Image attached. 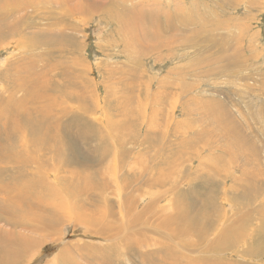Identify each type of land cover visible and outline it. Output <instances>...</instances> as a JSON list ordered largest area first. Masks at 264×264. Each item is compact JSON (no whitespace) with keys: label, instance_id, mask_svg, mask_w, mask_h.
<instances>
[{"label":"rangeland","instance_id":"1","mask_svg":"<svg viewBox=\"0 0 264 264\" xmlns=\"http://www.w3.org/2000/svg\"><path fill=\"white\" fill-rule=\"evenodd\" d=\"M140 8L148 37L128 46L122 17ZM0 21V214L8 219L0 218V237H27L17 264H92L86 251L114 244L109 259H97L133 264L166 241L174 256L162 264H264V195L236 208L241 186L232 189L234 176L264 180V0H0ZM45 114L53 137H70L61 155L55 139L46 143ZM47 147L56 160L41 157ZM179 197L199 218L185 248L178 225L170 235L163 224ZM41 199L56 207L43 212ZM132 200L135 219L117 224ZM39 218L42 228L30 227ZM201 225L211 228L204 237ZM228 228L238 240L221 246ZM138 232L147 236L129 246Z\"/></svg>","mask_w":264,"mask_h":264},{"label":"bare ground","instance_id":"2","mask_svg":"<svg viewBox=\"0 0 264 264\" xmlns=\"http://www.w3.org/2000/svg\"><path fill=\"white\" fill-rule=\"evenodd\" d=\"M8 1V0H7ZM4 2H6V1H4ZM7 3V2H6ZM5 7V6H4ZM13 10V9H12ZM145 11V9L144 8H140V11H139V14L137 13V14H133V12L131 11V9H128L127 11H125L124 12V16L122 17V23H121V25H122V31H123V33H124V35L126 36L124 39L126 40V43H127V41L129 40V45L128 46H132L133 45V47L135 46H137L139 43H143V42H145V39L144 40H142V37H143V35L145 36V37H148V35H146V33H145V31H144V29L142 28L143 27V23H144V20L142 19V16H140L143 12ZM3 13V12H2ZM4 14V13H3ZM2 14V15H3ZM13 14V13H12ZM117 14V13H116ZM7 15V14H6ZM148 15L149 16H151V15H156V12H155V10L154 9H148ZM13 16V15H12ZM10 18V17H9ZM115 18L116 19H119L120 18V16L117 14L116 16H115ZM20 20V19H19ZM22 20L23 19H21V22H22ZM3 21H7V20H3ZM138 21H140L141 22V27H140V25L138 24ZM1 22V21H0ZM18 22V21H17ZM21 22H19V24H21ZM2 23V22H1ZM4 23V22H3ZM16 24V23H15ZM5 26H7V23L3 26V27H5ZM19 26V25H18ZM2 27V26H1ZM24 27V26H23ZM158 28V27H157ZM10 30H12L13 32H17V30H18V27L17 26H15V25H12L10 28H9ZM2 31L5 33V34H10L11 32H9L8 31V29H2ZM140 34H143L142 36L140 35ZM2 35V34H1ZM151 37L152 36H150V39H151ZM47 40H49V39H45V41H47ZM57 40V39H56ZM50 42L48 41V44H49ZM46 44V43H45ZM51 44V43H50ZM152 48H154V47H152ZM53 49H54V47H53ZM53 49H52V51H53ZM50 50V49H49ZM51 51V52H52ZM129 52H131V51H129ZM128 52V53H129ZM44 73V75L45 74H48V75H50L49 74V72L45 69L44 71H43ZM52 75V74H51ZM46 77V76H45ZM50 78H51V76H50ZM49 78V79H50ZM47 81H48V79L47 80H45V82H44V85L45 86H47ZM53 81L54 82H56L57 80L56 79H53ZM50 83V82H49ZM17 86V85H16ZM49 86V85H48ZM18 88H19V86H17ZM47 88V87H46ZM145 89H147V88H145ZM146 93H148V92H146ZM29 95L30 96H35V93H29ZM29 96V97H30ZM31 97V99H33ZM16 99V98H15ZM21 102V101H20ZM65 109V108H64ZM64 112V110H62V113ZM66 114V113H65ZM33 125H34V122H33ZM32 125V127H31V132L35 129V127ZM21 126H23V125H21ZM49 126H50V123L47 121V119H46V114H45V118H44V121H43V129H44V131H45V140H46V143L48 144L51 140H54L55 139V141L59 144V147L58 148H56L57 149V153H59V155H61V154H63V152L61 151L62 149H63V147H66V148H68V145H67V142H66V140H68L70 137L69 136H67V135H65V134H63L64 132H59L58 133V137L57 136H55V137H53V129L51 128V129H49ZM67 131H69L70 130V126L69 125H67ZM120 130V129H119ZM20 132H22V131H20ZM236 134H237V132H235ZM239 135H241L240 133H239ZM196 138H200V135H197L196 136ZM238 139H239V136H237V135H234V142H235V146H236V148L237 149H239L240 148V142H238ZM21 141H22V139H21ZM53 150V151H52ZM38 150H36V152H37ZM40 151H42L43 153H41ZM39 152L41 153V157L42 156H44L45 158L48 156V152H52V155H53V159L54 160H56V158H55V155L57 154H53L54 153V148L53 147H47L45 150H40ZM125 152H127L124 148L123 149H121V151H120V153H119V155L120 154H125ZM39 155V154H38ZM98 155H100V152H98ZM9 159L11 158V157H8ZM7 158V159H8ZM5 159V158H4ZM7 159H5V160H7ZM76 159H78V158H76ZM83 159H79L78 161L81 163V161H82ZM14 161H16V160H14ZM16 163V162H15ZM11 164V163H10ZM87 165V164H86ZM86 165H84V166H86ZM137 171V170H136ZM242 171L243 172H245L243 169H242ZM138 176H139V174L136 176V178L135 179H137L138 178ZM129 178L128 179H130V180H134L133 179V177H130V176H128ZM207 177H209V176H207ZM210 178V177H209ZM208 179V178H207ZM149 181V180H148ZM1 183V182H0ZM6 183H8L9 184V182H6ZM110 183H111V181H110ZM4 185H5V183H3ZM155 183H152V185H154ZM107 185V184H106ZM94 186V185H93ZM232 189H236L238 186H241V189H240V192H239V194L237 195V196H235L234 197V199H235V201H236V208H242V207H246V208H248V207H250L251 205H252V203L254 202V201H256V200H258L259 199V197H261L262 195H264V180H263V182L261 183V184H258L256 181H253L251 178H248V179H246V181L245 182H243L242 184H240V181L238 180V178L236 177V176H234V177H232ZM5 186H2V187H0V190L2 191V188H4ZM17 187V186H16ZM19 187H20V185H19ZM9 188V187H8ZM5 190H7L6 189V187L4 188ZM3 189V190H4ZM97 189H98V187H97ZM13 190V189H12ZM24 190V189H23ZM28 190V189H27ZM99 191H98V196H96V198H97V200H92L91 202H94L95 204H96V206H97V213H99V209H100V207H101V199H103L104 198V190L102 191L101 189H98ZM14 191V190H13ZM52 191V190H51ZM51 191L49 192V193H51ZM3 192H6V191H3ZM24 192V191H23ZM181 191L179 190V191H176V192H174V193H180ZM9 193V192H8ZM10 193H13L12 191H10ZM154 193V192H153ZM33 194V193H32ZM13 195V194H12ZM19 195V194H18ZM18 195L16 196V194H15V191H14V195L13 196H16V197H18ZM21 195V194H20ZM19 195V196H20ZM13 196H12V198H13ZM26 197V196H25ZM19 198V197H18ZM17 198V199H18ZM23 199V198H22ZM22 199H20V200H22ZM88 199H90V198H88ZM42 200V199H41ZM18 201V200H17ZM24 201V200H23ZM29 201V200H28ZM27 201V202H28ZM31 201V200H30ZM153 199L150 201V203H153ZM84 202H85V199H83V198H81V199H78V206H82L83 204H84ZM12 203V202H11ZM15 204V203H14ZM21 204V203H20ZM91 204V203H90ZM117 204H118V202H117ZM31 205V204H30ZM176 205H177V207L179 208L177 211H176V213H170L169 211H167V210H165V211H163L162 212V215L164 216V218H163V224L166 226V228L168 229V231H169V233H170V235H171V233H172V231L174 230V227H173V225H174V223H176L177 225H178V231L181 233V234H183V235H188L189 233H190V228L192 227V225L193 224H195L194 222H197V219H199L198 218V216L197 215H193L192 217H190L189 215H188V213H187V210H185V209H183V204L181 203V198L179 197L178 198V200L176 201ZM42 206H45L44 207V211L43 212H45V211H47V209L46 208H50V209H54V207H56V206H54V205H52V204H50V203H46L44 200H42ZM109 206H107V211H108V213H111V214H114V215H116V213L117 212H114V209H112L111 210V208L109 207ZM140 207V204L137 202V201H134V200H132L128 205H127V207H124V209L122 210V207H121V210H120V216L117 218V220H116V223L117 224H119V223H126V222H128L129 220H130V218H132V220L133 219H135V218H133L132 217V215H136V212H135V210L136 209H138ZM20 208H23V207H20ZM19 208V209H20ZM37 208V207H36ZM262 210L263 211H260L259 212V215L260 216H262V220L261 221H263V224H261L260 223V226L262 227V229H261V234H264V199H263V203H262ZM125 211V213H123ZM20 214V213H19ZM9 216H10V214H8ZM52 215L53 216H57L56 215V213L55 212H52ZM139 215V214H138ZM48 216H51V214H49L48 213ZM48 216H47V218H48ZM79 216H81L82 218H84L85 219V216L86 215H84V213H81L80 212V215ZM222 216V215H221ZM90 217L92 218V219H94L95 221H99L100 220V214H99V216H96V214L95 213H93V212H90ZM0 218H6L7 219V215L5 214V213H2V214H0ZM27 218H28V220H30V216H27ZM208 216H205L204 217V221H207L208 220ZM8 220V219H7ZM10 221H12L14 224H16V225H24V226H29V223L26 221V220H24L23 218H17V219H14L13 217L11 218V216H10V219H9ZM34 220H37V221H39V224H38V226L37 225H32V226H30V227H32V228H34V229H36V230H38L37 229V227H39V228H42V226H43V224L44 223H46V221L47 220H43V219H34ZM86 220H90L89 218H86ZM202 220V219H201ZM214 220V225L217 223V221L215 220V219H213ZM84 221V220H83ZM91 221V220H90ZM48 224V223H47ZM196 226H197V224H196ZM170 227V228H169ZM192 228H194V227H192ZM211 228L209 227V226H207V225H205L204 227H203V225H201L200 226V232H199V234H201L203 237L208 233V231L210 230ZM193 231V230H192ZM196 233V232H195ZM142 236H147V233H143V232H138L137 233V235H136V239L135 240H133V241H131V242H129L127 239H125L126 240V242L128 243V245L130 246V245H132L133 243H139V238L140 237H142ZM264 237V236H263ZM23 238L24 239H26L27 237L26 236H23V237H18V236H16V234H14V236L13 235H11V233L10 232H8L7 234H4V237H0V259H1V262H0V264H17L19 261H20V259H21V257L22 256H24L25 254H26V250L24 249V247L25 248H27V247H29L30 245L29 244H27L26 242H24L23 241ZM184 238V237H183ZM189 238V241L188 240H186V239H188ZM179 240H180V242H181V244H182V247H186V245H189L190 243H188V242H190L191 240H190V237H185L183 240H182V237H179ZM238 240V238L236 237V235H235V232H234V228H228V229H224V231L222 232V234L220 235V239H219V244H220V242H221V246H225V245H228V244H230L229 242H231V241H233V242H236ZM33 242H34V240H32ZM31 242V244H33V245H31V246H36L38 243H36V242ZM166 242H168V243H166L165 244V242L163 243V245H162V248H161V250H159L160 248H158L159 247V244H161V243H158V246H156V248H155V250H152V252H141L140 254H139V256H140V260H138L137 262H134L133 260H132V262H133V264H159V263H161L162 264V262L165 260L164 259V255L165 256H174V250L172 249V246H171V244H170V242L169 241H166ZM119 246V244H114V245H110V246H107L106 248H103V249H101L102 251H100V249L99 248H97V249H93V248H90V250H88V251H86V253L87 254H91V255H89L90 256V258H86V259H89L90 261H91V263L92 264H97L98 262H99V264H102L100 261H101V259L102 258H104V257H99L98 259H97V257L98 256H100L102 253L104 254V256H107L106 258L107 259H109V257H110V254L112 253V251H114V249H117L116 247H118ZM88 249H89V247H87ZM15 251V252H14ZM128 254L130 255V254H135L136 252H135V248H134V246L133 247H131V248H129L128 250ZM212 250L210 249V252H211ZM63 252V251H62ZM61 252V253H62ZM81 252H83V254L85 253V250L83 251V250H81ZM126 252V251H125ZM85 253V254H86ZM65 254V253H64ZM122 254V253H121ZM155 255L158 257V259H157V261L155 260ZM205 255V254H204ZM83 256V255H82ZM85 256H88V255H85ZM119 256H121L120 254L117 256V257H119ZM62 257H65V255H62ZM123 257H125V256H123ZM160 257H163V258H160ZM210 257V256H209ZM10 258V259H9ZM83 258V257H82ZM101 258V259H100ZM115 258V257H114ZM99 259H100V261H99ZM119 259H120V257H119ZM85 260V259H84ZM104 260V259H103ZM123 260H125V259H123ZM58 261H59V259H58ZM66 261V260H65ZM74 261V260H73ZM86 261H88V260H86ZM85 261V262H86ZM106 261V260H105ZM108 261V260H107ZM127 261V260H126ZM182 261H183V258H182V256H180V255H178L177 257H176V262L177 263H182ZM104 262V261H103ZM114 262V261H113ZM113 262H111V261H108V263L109 264H119L118 262H116V263H113ZM128 262V261H127ZM192 262V261H191ZM195 263H196V260L194 261ZM66 264L67 263H70V262H65ZM87 263V262H86ZM105 263V262H104ZM126 263V262H125ZM125 263H123V264H125ZM130 263V262H129ZM194 263V264H195ZM201 263V262H200ZM76 264H77V262H76ZM105 264H107V262L105 263ZM127 264V263H126ZM192 264V263H191ZM197 264V263H196ZM208 264H216V263H210V262H208Z\"/></svg>","mask_w":264,"mask_h":264}]
</instances>
